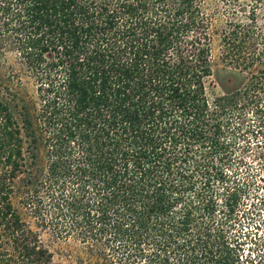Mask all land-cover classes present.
Segmentation results:
<instances>
[{"label": "trees", "instance_id": "1", "mask_svg": "<svg viewBox=\"0 0 264 264\" xmlns=\"http://www.w3.org/2000/svg\"><path fill=\"white\" fill-rule=\"evenodd\" d=\"M230 3L220 59L250 77L209 96L204 0H0V55L35 86L0 82V264H56L22 209L90 264H264L239 150L264 0Z\"/></svg>", "mask_w": 264, "mask_h": 264}, {"label": "rangeland", "instance_id": "2", "mask_svg": "<svg viewBox=\"0 0 264 264\" xmlns=\"http://www.w3.org/2000/svg\"><path fill=\"white\" fill-rule=\"evenodd\" d=\"M205 8L209 15L213 18L212 22V76L206 81V92L209 96L214 94L231 91L238 87H241L243 83L250 77V73L239 67L229 66L222 62L220 59V38L219 30L225 18L228 17V13L231 11V0H204ZM13 55L3 56L0 55V82H9V78L16 74V78L11 79L16 83L21 82L23 87L26 88L28 94L32 95L34 91L33 81L24 78L21 74V67L14 61ZM261 71H264V67ZM252 115V113H250ZM250 125L253 131L245 134V136L239 140L240 154L243 155L245 163L241 164L242 172L249 171L253 178H251V194L244 200L247 207L250 203L258 204L260 216L255 217L254 221H251L250 226L255 227V222L261 221L260 225L263 229L258 228V233L264 239V111L262 113L261 121H256V118L252 115L249 116ZM244 147V149H241ZM238 150V152H239ZM255 196L253 197V195ZM23 218L29 224V227L36 231L42 244L51 252L53 261L56 264H90L88 262V254L85 252L83 245L73 239L66 238L61 239L54 236L48 229L41 228L36 219L29 215L24 209H22ZM256 225H258L256 223ZM249 228V226H248ZM256 231V230H253ZM264 243V240H263Z\"/></svg>", "mask_w": 264, "mask_h": 264}]
</instances>
